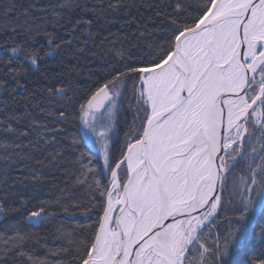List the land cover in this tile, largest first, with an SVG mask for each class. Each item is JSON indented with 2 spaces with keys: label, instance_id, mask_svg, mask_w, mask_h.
I'll use <instances>...</instances> for the list:
<instances>
[{
  "label": "snow or ice",
  "instance_id": "1",
  "mask_svg": "<svg viewBox=\"0 0 264 264\" xmlns=\"http://www.w3.org/2000/svg\"><path fill=\"white\" fill-rule=\"evenodd\" d=\"M169 6L158 37L145 27L143 44L113 45L99 77L71 89L68 107L102 158L98 170L91 160L78 161L77 181L90 191L101 188L97 176L106 181L102 214L84 230L72 264H264V227L261 250L250 256L255 216H246L254 209L252 194L264 210V0H173ZM108 7L126 5L121 0ZM18 52L13 48L10 55ZM37 62L33 56L31 63ZM69 90L48 92L62 97ZM57 112L67 119V108ZM124 112L133 121H123L128 128L117 146L113 138ZM5 123V135L14 133L11 120ZM32 129L0 143L5 155L24 151L16 140L33 135ZM44 135L29 141L30 152L56 142L58 131L49 140ZM39 179L34 171L32 180ZM53 206L38 202L23 220L43 223L53 217ZM11 231L0 264H13L9 256L39 264L24 252L26 235L15 226ZM239 255L242 262L232 259Z\"/></svg>",
  "mask_w": 264,
  "mask_h": 264
},
{
  "label": "trees",
  "instance_id": "2",
  "mask_svg": "<svg viewBox=\"0 0 264 264\" xmlns=\"http://www.w3.org/2000/svg\"><path fill=\"white\" fill-rule=\"evenodd\" d=\"M110 2L121 0H0V143H10L36 125L33 135L16 140L24 151L6 156L0 148V260L4 258V239L13 235L15 226L27 237V256L39 264H72L84 230L102 214L99 205L106 181L97 176L101 188L91 191L77 181L78 161L87 164L91 160V167L98 170L102 158L98 161L99 152L88 144L82 122L68 107V98L73 95L71 89L85 88L105 70L113 45L132 48L138 41L143 44L140 34L145 27L157 30L158 37L173 0H122L126 7L119 10L110 9ZM80 21H91V25L78 26ZM13 48L19 49L16 58L10 55ZM33 56H38L35 65ZM49 88L70 90L61 97L50 95ZM129 103L126 100L125 106ZM66 108L69 114L61 121L57 109ZM125 118L132 124V113L121 114L113 138L117 146L123 143L128 128ZM8 120L15 132L5 135ZM57 131L56 142L41 144L35 152L28 150L29 141L35 142L39 133L44 132V139L49 140ZM54 153L58 158L50 161L47 157ZM17 155L32 159L20 162ZM34 171L40 175L39 182L32 180ZM41 201L54 205L49 209L53 217L43 223L24 221ZM262 211L256 219L262 221L255 230L259 240L264 227ZM254 246L256 251L261 248L258 242ZM8 259L20 264L18 257ZM232 259L242 262L244 257Z\"/></svg>",
  "mask_w": 264,
  "mask_h": 264
},
{
  "label": "rangeland",
  "instance_id": "3",
  "mask_svg": "<svg viewBox=\"0 0 264 264\" xmlns=\"http://www.w3.org/2000/svg\"><path fill=\"white\" fill-rule=\"evenodd\" d=\"M82 131L86 137L88 144H90V146H92L94 149H96L98 151V146L95 144L94 138L92 137L89 129L87 128V126L84 123H82ZM250 199L253 201L254 209H250L249 213H247L246 216L247 215L255 216V219L252 221V227H253L254 222L256 221V219L258 217L259 211L261 210V208H260L261 198H260V196L252 194L250 196ZM237 214H239V213H237Z\"/></svg>",
  "mask_w": 264,
  "mask_h": 264
},
{
  "label": "flooded vegetation",
  "instance_id": "4",
  "mask_svg": "<svg viewBox=\"0 0 264 264\" xmlns=\"http://www.w3.org/2000/svg\"><path fill=\"white\" fill-rule=\"evenodd\" d=\"M261 211H262V210L259 211V214H260ZM259 214H258V217L260 216ZM258 217H257V219H258ZM261 223H262V221H258V220H256V221L254 222V225H253L252 228H254V230H256V228L259 229ZM254 234H256V233H254ZM258 241H259V237H257V236L255 235V240L253 241V244L255 245ZM260 250H261V248H259V249L256 251V254H257V255L259 254ZM250 254H251L250 256H253V257L257 256V255H254V252H253V253H250ZM241 256H243V255H241ZM243 257H244V256H243ZM240 259H241V257H240ZM244 259H245V257H244ZM244 259H243V260H244ZM243 260H242V261H243Z\"/></svg>",
  "mask_w": 264,
  "mask_h": 264
}]
</instances>
